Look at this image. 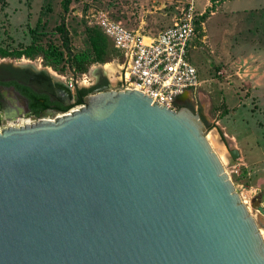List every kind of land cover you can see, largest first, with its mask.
<instances>
[{
  "label": "water",
  "instance_id": "1",
  "mask_svg": "<svg viewBox=\"0 0 264 264\" xmlns=\"http://www.w3.org/2000/svg\"><path fill=\"white\" fill-rule=\"evenodd\" d=\"M81 103L0 130V264H264L198 111L128 86Z\"/></svg>",
  "mask_w": 264,
  "mask_h": 264
},
{
  "label": "rangeland",
  "instance_id": "2",
  "mask_svg": "<svg viewBox=\"0 0 264 264\" xmlns=\"http://www.w3.org/2000/svg\"><path fill=\"white\" fill-rule=\"evenodd\" d=\"M61 1L0 0V47L8 51L36 46L47 49L50 44L62 48L56 26L63 16L69 32L70 49L73 52L82 50L86 46L85 27L93 25L98 13L120 20L130 29L155 36L170 26L190 2L193 3L200 26L193 39L196 47L189 49L188 54L192 64L198 68L201 80L198 104L204 105L206 119L214 125L206 134L207 137L211 132L216 135L209 139L210 145L221 158L225 171L264 237V213L259 211V207L264 209V83L260 82L264 73L227 68L223 61L226 59L224 51H219L224 56L219 61L212 56V46L218 48L223 45L218 35L224 33L216 24L221 20L219 14L208 23L210 47L208 38L203 37L206 33L204 21L212 8L210 2L214 0H70L67 12L62 11ZM230 32L233 33L234 29ZM226 39L228 41L229 36ZM67 58L64 53L56 68L46 64L48 58L44 51L33 57L22 54L16 60L43 64L66 85L74 72L68 66ZM112 60L113 57L105 63ZM96 63L99 62L89 65L87 71L101 68L110 85L114 86L109 64L100 67ZM90 77L93 81L92 74ZM230 149H236L239 155L232 157Z\"/></svg>",
  "mask_w": 264,
  "mask_h": 264
},
{
  "label": "built area",
  "instance_id": "3",
  "mask_svg": "<svg viewBox=\"0 0 264 264\" xmlns=\"http://www.w3.org/2000/svg\"><path fill=\"white\" fill-rule=\"evenodd\" d=\"M196 19L194 5L190 2L187 9L182 10L170 26L152 36L130 29L120 20H115L105 13H98L92 24L98 26L111 39L118 54L111 62L96 64L100 67L106 64L115 66L110 75L115 82V85L111 86L113 88H136L151 97L152 101L172 109L178 108L179 102L190 101L198 110L201 81L198 70L188 54L189 49L196 47L193 43L197 32ZM92 72H72L66 86L70 89L90 87L93 82L90 77V74L93 76ZM81 105L82 103L43 118L54 119L78 109ZM40 118L42 117L10 121L0 125V130L9 125L34 123Z\"/></svg>",
  "mask_w": 264,
  "mask_h": 264
},
{
  "label": "flooded vegetation",
  "instance_id": "4",
  "mask_svg": "<svg viewBox=\"0 0 264 264\" xmlns=\"http://www.w3.org/2000/svg\"><path fill=\"white\" fill-rule=\"evenodd\" d=\"M92 73L94 78L91 86L97 87L80 97L77 88H68L47 66L0 55V125L22 118H39L64 112L61 107L72 108L78 105L71 106L72 103L83 100L98 88L111 87L101 68L93 69ZM104 78L108 84L103 82Z\"/></svg>",
  "mask_w": 264,
  "mask_h": 264
},
{
  "label": "crops",
  "instance_id": "5",
  "mask_svg": "<svg viewBox=\"0 0 264 264\" xmlns=\"http://www.w3.org/2000/svg\"><path fill=\"white\" fill-rule=\"evenodd\" d=\"M211 6L204 21L206 33L203 36L208 38L209 47L208 23L214 16L220 14L221 20L223 18L222 22L220 20L216 24L218 30L224 32L218 35L223 45L218 48L212 46V56L219 61L220 57H224L219 51H224L226 59L223 61L227 68L230 66L239 72L249 70L264 73V0H214L210 2ZM232 29L233 33L230 32ZM260 82L264 83V78ZM200 106L204 110V105Z\"/></svg>",
  "mask_w": 264,
  "mask_h": 264
},
{
  "label": "trees",
  "instance_id": "6",
  "mask_svg": "<svg viewBox=\"0 0 264 264\" xmlns=\"http://www.w3.org/2000/svg\"><path fill=\"white\" fill-rule=\"evenodd\" d=\"M70 0H62L61 1V9L63 12L68 11ZM200 26L199 19H196V30ZM57 32L59 33V39L61 42L62 48H59L53 44H50L47 49H43L39 46L29 47L27 49L21 51H8L7 49H3L0 47V55L1 56H14L18 57L22 54L33 57L35 55L41 54L44 51L47 59L46 64L51 66L52 68H56L58 63L62 60L64 53L68 56L67 62L68 66L73 69L75 73H82L87 71L89 65L94 62L105 63L107 60L116 56L118 52L113 47V43L111 39H109L102 30L96 25H88L85 27V36H86V46L84 49L73 52L70 49V38L69 32L65 27L64 17L62 16L60 23L56 26ZM103 82L108 84L106 78H104ZM97 87V85L90 87H82L77 88V94L81 97V95L87 94L93 90V88ZM82 102L81 99L75 101L71 104H80ZM186 105L192 110H195L193 103L189 102H179L177 106ZM62 111H66L69 106L61 107ZM207 129L212 128L214 125L210 124L207 121L206 115L203 112L202 107L200 106L197 110ZM224 113L226 111L224 110ZM223 113V114H224ZM219 133L222 136V140L225 142V138L222 135V131L218 128Z\"/></svg>",
  "mask_w": 264,
  "mask_h": 264
},
{
  "label": "bare ground",
  "instance_id": "7",
  "mask_svg": "<svg viewBox=\"0 0 264 264\" xmlns=\"http://www.w3.org/2000/svg\"><path fill=\"white\" fill-rule=\"evenodd\" d=\"M107 65V64H106ZM108 66V65H107ZM107 69H108V67H107ZM107 69H105V70H107ZM114 70H115V66L113 65V64H109V72L112 74L113 72H114ZM216 137V135L214 134V132H211L210 134H209V136L207 137V134H206V138H207V140L209 141V139H211V138H215ZM209 143H210V141H209ZM211 144V143H210ZM219 156V155H218ZM221 159V158H220ZM223 159V158H222Z\"/></svg>",
  "mask_w": 264,
  "mask_h": 264
}]
</instances>
